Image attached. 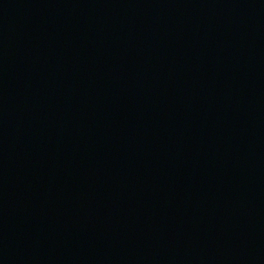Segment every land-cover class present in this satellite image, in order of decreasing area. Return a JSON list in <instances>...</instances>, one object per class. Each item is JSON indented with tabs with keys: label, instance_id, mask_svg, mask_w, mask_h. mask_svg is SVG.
<instances>
[{
	"label": "water",
	"instance_id": "95a60500",
	"mask_svg": "<svg viewBox=\"0 0 264 264\" xmlns=\"http://www.w3.org/2000/svg\"><path fill=\"white\" fill-rule=\"evenodd\" d=\"M0 264H264V0L1 2Z\"/></svg>",
	"mask_w": 264,
	"mask_h": 264
}]
</instances>
